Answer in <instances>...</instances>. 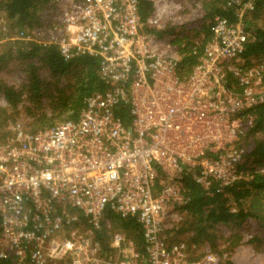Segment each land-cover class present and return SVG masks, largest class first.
Masks as SVG:
<instances>
[{"label":"built area","instance_id":"1","mask_svg":"<svg viewBox=\"0 0 264 264\" xmlns=\"http://www.w3.org/2000/svg\"><path fill=\"white\" fill-rule=\"evenodd\" d=\"M149 1L142 22L138 0H51L53 28L39 42L56 45L65 61L98 57L108 88L90 94L76 120L35 132L13 128L0 142L1 259L191 264L186 239L173 237L187 214L184 177L220 190L264 172V160L251 163L241 146L264 106V59L244 55L253 34L242 14L252 0L239 5L234 21L211 19L210 39L185 75L184 43L174 42L182 33L160 38L148 31H164L155 15L162 3ZM17 38L34 40L4 33L0 42ZM254 135L264 140L263 132ZM107 212L138 221L143 252L117 231L103 254L95 231Z\"/></svg>","mask_w":264,"mask_h":264},{"label":"trees","instance_id":"2","mask_svg":"<svg viewBox=\"0 0 264 264\" xmlns=\"http://www.w3.org/2000/svg\"><path fill=\"white\" fill-rule=\"evenodd\" d=\"M247 1L205 0L202 2V9L210 19L214 16H223L234 21L237 8ZM49 2V0H0V12L3 14L1 16L5 19L2 26L4 30H0V37L4 33L9 37L6 33L9 30L22 33L24 36L28 33L32 34L34 29L43 25L40 13L43 9L48 10L51 7ZM138 8L141 21L145 22L152 11V2L138 0ZM249 11L252 18L264 15V0H252V8ZM246 24L247 30L253 34V40L246 45L244 55L264 59V29L252 23L246 22ZM209 28L210 26L205 28L204 32L208 35L200 44H185L184 33L176 38L178 43L180 41L184 43L180 64L182 75L188 74L190 67L201 58L203 47L210 39ZM148 31L162 37V34L168 30ZM5 43L7 48L0 54V68L3 63L16 58L23 62L26 78L25 83L19 88L0 82V94L6 105L0 107V142L9 135L8 123L14 116L19 115L18 109L23 102H26L24 110L29 117L26 130L35 132L55 126L53 122L76 120L85 99L94 91H103L108 88L105 81L98 75L99 59L96 56L80 54L65 61L54 44L43 45L37 40L18 41V39L6 40ZM11 48L15 49L14 55L11 54ZM45 69L49 72L47 77L42 74ZM64 75L70 76L63 81ZM47 104L49 113L45 112L44 105ZM117 114L124 123H128L130 118L124 106L118 108ZM258 131L264 133V106L257 110L255 127L249 131L241 143L245 149V157L251 163L260 164L264 160V140L254 135ZM184 184L188 197L187 214L178 229L174 231L173 237H180L184 233L190 234L186 238L187 254L193 247L198 248L208 243L210 249L214 250V242L217 239L215 227L218 225L229 229V236H231V238L228 237L229 242L235 244V241L241 239L238 231L248 218H253L261 225V233L251 237L249 243L255 249L264 251V172L252 173L250 178L236 180L220 190L217 185L211 186L209 190L203 189L192 180L189 173L184 177ZM80 223H84L82 218ZM106 223L109 224L107 228L104 226ZM117 231L133 240L136 249L143 252L142 230L138 221L132 217L120 218L114 213L107 212L100 229L95 231L103 254L110 250L108 238ZM225 263L228 264V261ZM0 264L11 263L0 258Z\"/></svg>","mask_w":264,"mask_h":264},{"label":"rangeland","instance_id":"3","mask_svg":"<svg viewBox=\"0 0 264 264\" xmlns=\"http://www.w3.org/2000/svg\"><path fill=\"white\" fill-rule=\"evenodd\" d=\"M49 1L51 7H49L48 10L43 9L40 13V20L42 21L43 25L38 29H34L35 31L32 34L28 33L29 37L34 38V40L44 41L46 36L43 34L44 29L53 28V25L50 23H45L50 21V16L55 10L51 0ZM160 1L162 3V7L155 15L158 16L159 21L164 24L163 29L168 30L162 34V37H164L166 33H184V35H186L183 40L185 44H200L201 41L207 37L208 34H206L204 31L205 28L210 26L209 22L211 19L205 15L202 9V2L205 0ZM163 5L165 7L164 11L162 10ZM239 11L240 10H238V12ZM1 15L3 14L0 12V30L2 29V26H4L3 24L5 21L4 17ZM47 18L49 19L48 21H46ZM242 19L244 20L246 27V22H248L254 24L256 27L264 29L263 14L258 18H252L250 11L246 12L245 10L242 14ZM6 33L9 35V37H16V35H18L17 32H13L11 30L7 31ZM17 39L18 41L21 40L19 38ZM174 40L175 43L179 45L182 44L181 41L178 43V40ZM5 42L6 40L0 42V54L3 53L7 48V43ZM14 51L15 49L11 48V54L14 55ZM23 66V62L16 58H12L7 63H3L2 67L0 68V82L11 85L15 88H19L25 83L26 78V74L23 71ZM48 73L49 72H47L46 69L42 72L43 76L46 77L49 75ZM69 76L70 75H64L62 77L63 81L66 80V77L69 78ZM45 103H47V100H45ZM4 106L6 105L4 104L2 94H0V107ZM25 106L26 102H23L18 109L19 115L14 116L13 120L8 123L7 130L10 131V133L12 132L13 128L17 127L26 130L29 117L26 115V111L24 110ZM44 106L46 110L45 112L49 113L50 110L48 104ZM56 123L60 122H53V125H56ZM215 228L217 232V239L214 242V250L210 249L211 247L209 243L198 248L193 247L188 253V262L190 261L191 264H224L226 261H228V264H264V251L255 249L253 245L249 243L251 237L261 233L260 222H257L253 218H248L238 231V233L241 235V239L235 241V244L229 242L231 236H229L230 232L227 227L218 225ZM188 236H190L189 233H184L180 236V239L185 240L188 238ZM207 253L214 254L217 258L216 262H209L205 258Z\"/></svg>","mask_w":264,"mask_h":264}]
</instances>
